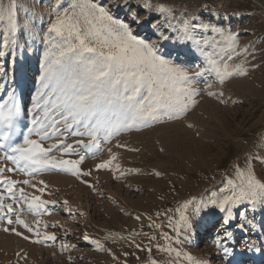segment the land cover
<instances>
[{
	"label": "snow or ice",
	"instance_id": "1",
	"mask_svg": "<svg viewBox=\"0 0 264 264\" xmlns=\"http://www.w3.org/2000/svg\"><path fill=\"white\" fill-rule=\"evenodd\" d=\"M207 11L205 20L202 13L197 19L187 11L178 17L176 8L154 4L153 0H48V23L41 38L46 50L38 82L29 88L30 107L23 102V74L11 85L0 84V231L34 244L54 246L60 238L46 231L47 223L33 224L22 218L25 212L37 217L50 214L53 209L49 205L58 203L42 199L52 193L47 191L48 183L38 177L47 173L71 174L94 195L112 199L97 187V180L90 178L94 171L101 170L109 171L115 180L140 173V169L121 168L118 150L127 148L119 141L122 133L182 119L198 105L197 97L205 93L221 103L228 102L230 97L222 99L223 91H208L213 87L208 77L222 86L247 77L260 65L253 63L254 46L239 43L240 33L231 29L230 19L221 17L217 21L211 10ZM0 26V42L8 50H0V58L14 56L25 34L32 33V24L19 20L15 0L7 4L0 0ZM144 27L156 36L155 42L152 36L139 34L137 28ZM176 34L184 42L183 55L199 52L204 58L202 66L190 69L185 66L188 62H176L179 51L175 56L162 51L161 42L170 41ZM26 52L25 49V55ZM201 81L203 88L198 86ZM101 153H106V158L95 162ZM88 159L94 163L85 167ZM257 164L260 173L256 171ZM17 173L24 178H13ZM261 176L264 146L234 161L218 188L186 199L175 209L164 208L154 217L147 216V225L141 224L134 234L109 232L102 242L85 232L81 239L108 255L112 264H128L127 257L136 253L146 254L141 264H184L185 259L193 261L184 253L185 244L196 235L193 218L203 222L219 215L213 242L223 253L220 258L227 259L233 256V247L226 243L234 239L231 229L255 230L257 225L249 216L254 220L257 211L264 213ZM62 207L69 215L75 213L67 200ZM120 211L124 213V209ZM134 218L141 221L142 215ZM51 227L62 228L57 224ZM144 227L149 231L145 232ZM259 228L264 229V223ZM63 231L65 236L70 235L67 229ZM137 236L146 238L147 244L138 241ZM109 241L112 245L124 242L135 252L117 254L114 247L108 246ZM244 247L255 250L251 242ZM76 248V244L62 243L60 251ZM16 256L27 259L21 252ZM136 259L141 258L136 255ZM68 264H74L71 256ZM229 264L242 262L233 259Z\"/></svg>",
	"mask_w": 264,
	"mask_h": 264
},
{
	"label": "rangeland",
	"instance_id": "2",
	"mask_svg": "<svg viewBox=\"0 0 264 264\" xmlns=\"http://www.w3.org/2000/svg\"><path fill=\"white\" fill-rule=\"evenodd\" d=\"M7 2L4 0L5 4ZM15 2L18 5L19 20L31 23L32 33L25 34L14 56L0 58V84L11 85L23 74L26 80L23 102L30 107L29 88L38 82L46 50L41 38L48 23V0ZM153 3H166L176 8L178 17L187 11L195 14L197 19L202 13L207 20V9H210L217 21L221 17L229 18L231 29L240 33L239 43L242 46H254L251 49L256 53L253 63L260 66L247 77L233 79L222 86L216 84L213 77H208V82L213 84L208 91H223L225 95L222 99L230 97L227 103H221L219 99L205 93L197 97L198 105L182 119L122 133L119 141L126 144L127 148H138L139 151L119 149L121 168L140 169V173L115 180L109 171L101 170L94 171L90 178L97 180V187L112 199L94 195L71 174L47 173L38 177L48 183L47 191L52 193L50 196H42V199L56 200L58 203L56 206L49 205L53 209L50 214L37 217L34 213L25 212L22 218L33 224L36 221L47 223L49 227L46 231L55 233L60 239L54 246L34 244L0 231V264H68L69 256L73 258L74 264H112L108 255L81 239L83 233L87 232L90 237L99 238L102 242L109 232L128 235L131 231L134 234L141 224L147 225V216L154 217L156 212L164 208L175 209L186 199L218 188L234 161L264 146V0H153ZM144 15L151 20L148 14ZM137 31L142 36H152L153 42L157 39L146 27L137 28ZM2 33L3 26H0ZM161 43L165 53L172 52L175 56L180 52L177 63L188 62L185 66L190 69L195 65L202 66L204 58L199 52L194 56L183 55L184 42L179 34ZM0 50L8 51L3 49L2 42ZM198 86L203 88L204 82L201 81ZM31 94H34V88ZM188 124L194 127H188ZM103 158H106V153L96 157L95 162ZM93 163L92 159H88L84 166ZM256 171L261 172L258 164ZM13 178L24 177L17 173ZM261 178L264 179V176ZM64 200L75 210L73 215H69L62 207ZM121 208L124 213L131 215L121 213ZM138 214L142 215L141 221L134 218ZM239 219L243 220V216ZM249 220L257 228L242 232L233 227L234 239L226 241L233 247V256L221 259L223 253L217 250L213 242L219 228V215L207 217L203 222L194 217L192 222L196 235L190 243L185 244V256L191 255L193 261L200 264L209 261L210 264H229L233 259L242 264H264V229L259 228L264 223V213L257 211L255 219L249 216ZM53 224L61 225L62 228H53ZM64 229L70 235L65 236ZM41 231H45L42 225ZM144 231L149 230L144 227ZM136 239L147 244L143 236H137ZM249 242L255 245V250L248 251L244 247ZM62 243L76 244L77 248L61 252ZM108 246L114 247L117 254L135 252L124 242L112 245L109 241ZM17 252L26 254L27 259L19 260ZM136 255L141 259L137 260ZM136 255L130 254L127 257L128 264H141L146 254ZM193 261L185 259L184 264H193Z\"/></svg>",
	"mask_w": 264,
	"mask_h": 264
}]
</instances>
